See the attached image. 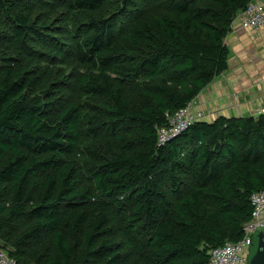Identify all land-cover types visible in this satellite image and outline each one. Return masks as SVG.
Returning a JSON list of instances; mask_svg holds the SVG:
<instances>
[{
    "label": "trees",
    "instance_id": "1",
    "mask_svg": "<svg viewBox=\"0 0 264 264\" xmlns=\"http://www.w3.org/2000/svg\"><path fill=\"white\" fill-rule=\"evenodd\" d=\"M56 1L67 29L52 30L49 0H0V251L18 264H211L264 190V111L164 145L159 130L227 72L225 39L253 0ZM35 61L57 72L43 80ZM69 62L83 70L62 76ZM85 122L105 147L82 168Z\"/></svg>",
    "mask_w": 264,
    "mask_h": 264
},
{
    "label": "crops",
    "instance_id": "2",
    "mask_svg": "<svg viewBox=\"0 0 264 264\" xmlns=\"http://www.w3.org/2000/svg\"><path fill=\"white\" fill-rule=\"evenodd\" d=\"M229 48L228 70L197 98L203 121L221 116L251 117L264 111V30H246L240 15L225 39Z\"/></svg>",
    "mask_w": 264,
    "mask_h": 264
},
{
    "label": "built area",
    "instance_id": "3",
    "mask_svg": "<svg viewBox=\"0 0 264 264\" xmlns=\"http://www.w3.org/2000/svg\"><path fill=\"white\" fill-rule=\"evenodd\" d=\"M242 27L246 30H264V0H253L240 14ZM169 126L159 130V142L164 145L176 138L192 124L203 121L205 113L197 110L196 101L185 109L168 116ZM253 216L244 228V237L236 243L211 251V264H247L251 236L257 231H264V190L254 193L251 198ZM0 264H18L7 252L0 251Z\"/></svg>",
    "mask_w": 264,
    "mask_h": 264
},
{
    "label": "rangeland",
    "instance_id": "4",
    "mask_svg": "<svg viewBox=\"0 0 264 264\" xmlns=\"http://www.w3.org/2000/svg\"><path fill=\"white\" fill-rule=\"evenodd\" d=\"M49 1H50V3H47V4L44 3L46 6L45 5H43V6L45 8L53 6L51 8H53L56 11V16H54L55 22L52 23V30L56 29V28H58V29L59 28H62V29L66 28L67 29L68 25H72V24L74 25V23L70 22L71 18L69 16H71V14L67 8L60 6V4L57 3L56 0H54L56 4H54L53 0H49ZM38 2L42 3L41 0H38ZM57 15H59V16H57ZM59 37H62L63 40H65L68 44L72 45L70 33L63 34V36H61L59 33ZM36 62H39V61H35V63ZM39 63H40V66L42 67L40 69H42L44 72L43 80H45L49 75H54V73L57 72L56 69L52 71L53 68H51V67L47 68V66L49 65L48 63L43 62V61H42V63L41 62H39ZM71 63L72 62H69V64L67 66H65V68L62 70L63 71L62 76L78 74L83 70L82 67L78 66L77 64L74 65ZM59 76H60V74H59ZM129 93H131V100H132L133 105H135L136 101H137L135 96L139 95V97H140L139 86L138 85L134 86V88L132 90H130ZM67 96H68L70 102H75L76 104H80L84 109H86L88 111V113H92V112H95L98 114L101 113L99 111V109L97 108L96 102L93 99H89V98L85 97L84 95L82 96L76 90L68 92ZM89 127L90 126L87 123L84 124L83 131H82L83 137L81 140L80 155L77 156V158H76V160H78L79 165L82 168L88 160L92 159L93 153H95V151L102 152L104 150V147H105L104 143H102V142L97 143L96 142L95 138L92 137L91 133L88 130V129H90ZM92 147H94L93 148L94 150H92Z\"/></svg>",
    "mask_w": 264,
    "mask_h": 264
},
{
    "label": "water",
    "instance_id": "5",
    "mask_svg": "<svg viewBox=\"0 0 264 264\" xmlns=\"http://www.w3.org/2000/svg\"><path fill=\"white\" fill-rule=\"evenodd\" d=\"M247 264H264V231H257L251 236Z\"/></svg>",
    "mask_w": 264,
    "mask_h": 264
}]
</instances>
